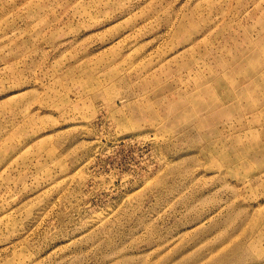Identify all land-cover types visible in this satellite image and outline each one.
<instances>
[{
    "label": "rangeland",
    "instance_id": "1",
    "mask_svg": "<svg viewBox=\"0 0 264 264\" xmlns=\"http://www.w3.org/2000/svg\"><path fill=\"white\" fill-rule=\"evenodd\" d=\"M0 264H264V0H0Z\"/></svg>",
    "mask_w": 264,
    "mask_h": 264
}]
</instances>
